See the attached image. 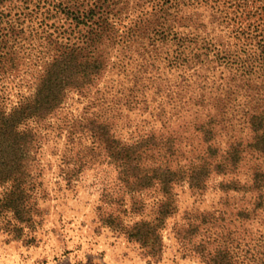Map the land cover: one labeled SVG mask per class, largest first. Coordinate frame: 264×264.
<instances>
[{"label":"rangeland","instance_id":"rangeland-1","mask_svg":"<svg viewBox=\"0 0 264 264\" xmlns=\"http://www.w3.org/2000/svg\"><path fill=\"white\" fill-rule=\"evenodd\" d=\"M156 2L129 3L119 18H113L115 35L99 49L105 56V73L93 88L81 95L74 89L68 91L54 112L42 119L32 116L19 126L21 130L26 127L34 139L25 167L29 174L23 183L29 193L25 209L30 220L20 224L23 230L18 237L8 230L16 223L13 211L4 209L0 264H204L201 254L217 246L229 250L233 264H264V207L253 218L239 219L237 213L244 206L241 195L224 192L218 185L226 177L213 174L202 191H193L186 183L175 185L172 201L176 210L160 225L152 221L162 197L156 186L148 182L144 171L129 180L118 175L105 154L107 145L125 149L117 162L128 168L137 164V153L150 145L168 148L167 143L141 139L152 127L157 136L192 117L216 113L221 104L206 93L213 86L211 97H215L221 90L217 86L223 85L234 92L231 103L221 102L227 105L232 123L219 136L221 148H227L223 143L230 138L242 140L248 131L243 118L239 119L243 105L264 99L259 86L264 83V49L249 47L250 37L264 33V21L254 14L261 1L207 0L199 8L191 5L184 14L197 18V24L174 27L168 48L161 45L162 28L154 27L157 30L135 41L128 35L129 27L151 12ZM106 4L105 10L114 6ZM40 18L19 23L30 34L38 29ZM46 23L49 31L53 25L58 31L70 26L59 17ZM175 34L186 38L197 34V40L209 49H176ZM219 43L228 49H219ZM21 50L24 70L0 79V104L6 109L30 93L27 67L36 63L44 49ZM250 67L256 72L247 74ZM94 120L106 123L103 138L102 131L90 128ZM185 129L181 128L182 135ZM244 140L245 145L251 142ZM181 146L190 148L184 142ZM248 160L247 166L256 163L264 169V159ZM207 214L209 219L203 220ZM139 220L161 226L156 242L160 253L147 254L140 242L116 228L117 222L127 228Z\"/></svg>","mask_w":264,"mask_h":264},{"label":"trees","instance_id":"trees-1","mask_svg":"<svg viewBox=\"0 0 264 264\" xmlns=\"http://www.w3.org/2000/svg\"><path fill=\"white\" fill-rule=\"evenodd\" d=\"M145 1L147 0H0V79L9 75L17 76L24 70V53L21 49H44L35 58L36 63L27 67L31 78L30 93L22 95L18 103L9 109L0 104V196L4 195L0 198V215L4 209H12L16 223L10 225L8 230L17 233L18 237L23 230L20 224L30 220L27 216L29 211L25 209L29 193L23 183L29 174L25 167L31 160L34 143L33 136L26 127L21 130L19 126L32 116L42 119L54 112L60 107L68 91L74 89L81 95L93 88L105 73V56L99 49L104 41H111L115 35L113 18H119L129 3L137 6ZM241 1L246 3L248 0ZM259 1L261 5L254 14H258V19L264 21V0ZM110 2L114 6L109 5V9L105 10L106 3ZM205 4L207 0H157L151 12L129 27L128 35L135 41L146 33L157 30L154 27L158 30L162 28L163 32L160 31L159 34L161 45L168 48L167 43L171 41L169 33H172L174 27H183L188 23L195 26L198 22L197 18L184 14L185 9L188 10L191 5L199 8ZM37 16L41 17L38 29L27 34L19 22L35 19ZM58 17L59 20L68 21L70 26L65 31H58L59 27L55 25L50 27L54 28L52 31L46 29V22ZM197 36L195 34L186 38L175 34L173 42L176 41V49H209V45L197 40ZM249 40V47L264 49V33L253 35ZM218 45L219 49H228L221 43ZM247 71V74L256 72L252 67ZM142 78L146 79L144 76ZM261 84L259 86L264 89V83ZM186 85L189 86L188 83ZM211 88L213 86L206 95L215 98L217 104L223 105L221 102L225 101L231 103L234 92L229 86H217L216 89L221 90L215 97H211L215 93ZM203 99L200 101L204 102ZM221 105L216 107L214 114L192 117L171 131H159L157 136L158 131L152 127L141 142L154 139L161 144L167 143L168 148L150 145L137 153V164L133 167L131 165L126 168L125 163L117 162L121 154L126 152L125 149L120 148L119 151L108 145L104 148L105 154L115 164L118 175L129 180L136 172L144 171V177L161 193L162 197L156 204V216L152 221L158 220L161 225L176 210L172 201L175 185L186 183L193 191H202L213 174L226 177L218 182L222 191L241 195L240 200L244 206L237 213L239 219L253 218L263 209L264 169L256 163L251 167L247 166V162L248 159H264V99L251 100L243 105L239 119L243 118L248 131L242 140L230 138L223 143L227 148H221L223 141L219 136L221 130L232 123L227 105ZM91 124L90 128L96 131H102L106 125L105 122L96 120ZM182 127L186 128V135H182ZM105 134L104 131L100 132L102 138ZM247 138L251 142L247 144L249 148L245 149L247 145L244 139ZM101 139L98 140L103 143ZM183 142L190 148L182 147ZM124 157L126 158L123 156L122 159ZM167 157L170 158L167 160ZM209 157L213 161H209ZM149 158L153 160L148 163L146 160ZM9 181L11 184L7 185ZM1 188L4 190L1 191ZM209 217L210 214L203 215V220ZM152 221H135L127 228L120 222L115 224L129 238L140 242L147 254L155 255L160 253V246L156 242L159 241L158 227L161 226L156 229ZM209 221L211 220L207 222ZM109 222H113V219ZM231 257L229 250L220 246L213 248V251L209 248L206 254H201L204 264H233Z\"/></svg>","mask_w":264,"mask_h":264}]
</instances>
